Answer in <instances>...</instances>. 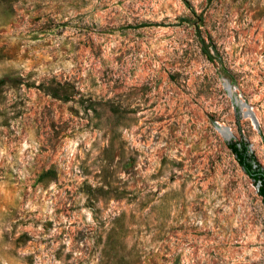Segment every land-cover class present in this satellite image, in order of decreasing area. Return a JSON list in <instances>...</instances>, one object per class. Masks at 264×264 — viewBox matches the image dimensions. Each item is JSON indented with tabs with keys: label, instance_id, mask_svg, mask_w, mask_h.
Listing matches in <instances>:
<instances>
[{
	"label": "rangeland",
	"instance_id": "374dc122",
	"mask_svg": "<svg viewBox=\"0 0 264 264\" xmlns=\"http://www.w3.org/2000/svg\"><path fill=\"white\" fill-rule=\"evenodd\" d=\"M264 0H0V264H264Z\"/></svg>",
	"mask_w": 264,
	"mask_h": 264
},
{
	"label": "trees",
	"instance_id": "16d2710c",
	"mask_svg": "<svg viewBox=\"0 0 264 264\" xmlns=\"http://www.w3.org/2000/svg\"><path fill=\"white\" fill-rule=\"evenodd\" d=\"M229 150L235 157L238 165L241 167L244 174H246L253 182H260L258 187V194L262 198L264 204V170L260 164L256 161L253 155L248 153L245 144L229 143Z\"/></svg>",
	"mask_w": 264,
	"mask_h": 264
}]
</instances>
